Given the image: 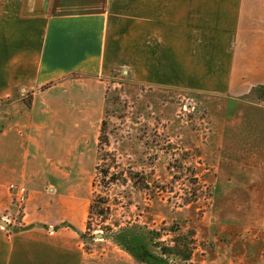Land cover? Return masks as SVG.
I'll return each mask as SVG.
<instances>
[{"label": "crops", "instance_id": "0c3cea01", "mask_svg": "<svg viewBox=\"0 0 264 264\" xmlns=\"http://www.w3.org/2000/svg\"><path fill=\"white\" fill-rule=\"evenodd\" d=\"M113 71L232 100L262 87L247 103L264 116V0H0V264H139L81 238L77 166ZM11 184L27 189L21 215Z\"/></svg>", "mask_w": 264, "mask_h": 264}, {"label": "rangeland", "instance_id": "374dc122", "mask_svg": "<svg viewBox=\"0 0 264 264\" xmlns=\"http://www.w3.org/2000/svg\"><path fill=\"white\" fill-rule=\"evenodd\" d=\"M102 80L112 156L97 178L96 124L97 144L79 160L75 184L88 207L96 199L110 211L104 224L93 216L86 251L131 255L104 225L134 227L133 235L137 226L163 231L165 241L177 228L195 235L194 263L264 264V116L247 103L257 104L262 89L232 100L141 85L123 71ZM130 171L138 175L133 181Z\"/></svg>", "mask_w": 264, "mask_h": 264}, {"label": "trees", "instance_id": "16d2710c", "mask_svg": "<svg viewBox=\"0 0 264 264\" xmlns=\"http://www.w3.org/2000/svg\"><path fill=\"white\" fill-rule=\"evenodd\" d=\"M49 87L50 85H47L43 87L42 90H45ZM29 103L30 101L28 100L27 104ZM107 126V116H105L100 124V134L98 138V151L103 153V163L98 164L95 168L97 178L101 173V166H103V164L106 162V157L112 156V153L106 151V148L109 146L110 142ZM129 174V179L131 181H133L138 176L132 171H130ZM143 184L144 187L142 188L147 190L148 185H146L145 182ZM103 204L107 203L104 202ZM109 211V207L102 205L96 199L91 201L88 210L86 231H92L91 222L93 216H101L103 219L101 221H103L104 224L107 220V213ZM103 228L109 233L114 234L113 237L116 239L118 244L123 246L137 261L142 264H197L193 261V256L196 249V241L194 239L195 235L192 231L183 233L180 229L172 228L171 232L174 234L172 239L165 241L163 238L166 235L163 234V231L151 230L146 227L137 226L138 230L134 231V235L132 234L134 227L133 229L130 227L120 228L118 232H115L109 226L104 225ZM83 236L84 235L81 237L82 239L84 238Z\"/></svg>", "mask_w": 264, "mask_h": 264}, {"label": "built area", "instance_id": "2783aa9c", "mask_svg": "<svg viewBox=\"0 0 264 264\" xmlns=\"http://www.w3.org/2000/svg\"><path fill=\"white\" fill-rule=\"evenodd\" d=\"M9 189L12 193L13 204L15 205L19 215H21L27 202V189L25 186L17 184H11ZM2 219L5 220V218Z\"/></svg>", "mask_w": 264, "mask_h": 264}, {"label": "water", "instance_id": "95a60500", "mask_svg": "<svg viewBox=\"0 0 264 264\" xmlns=\"http://www.w3.org/2000/svg\"><path fill=\"white\" fill-rule=\"evenodd\" d=\"M1 224L7 226V223L5 221H3V220H1Z\"/></svg>", "mask_w": 264, "mask_h": 264}]
</instances>
